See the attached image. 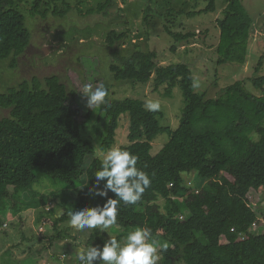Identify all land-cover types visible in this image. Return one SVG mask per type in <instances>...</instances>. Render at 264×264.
<instances>
[{
  "label": "trees",
  "instance_id": "trees-1",
  "mask_svg": "<svg viewBox=\"0 0 264 264\" xmlns=\"http://www.w3.org/2000/svg\"><path fill=\"white\" fill-rule=\"evenodd\" d=\"M148 1L150 4L154 0ZM225 1L222 18L217 20V64L244 65L254 19L241 0ZM112 2L116 1L99 2L85 13L107 16ZM59 3L0 0V60H9L13 69L29 46L31 36L22 12L25 5H30L26 9L30 15L42 17L50 12L63 15L71 9L58 11ZM167 4V13H184V9ZM42 6L44 10L39 11ZM216 11V0H209L205 8L197 10L193 6L186 14L193 17ZM149 12L150 5L144 11L146 23ZM165 29L175 42L196 36ZM126 42L132 50L114 55L116 61L109 66L111 82L105 83L101 77L95 57L80 55L76 62L81 69H67V82L56 74L32 76L0 92V109L7 111L0 115V228L4 225L1 215L10 213L15 217L30 209L35 211L39 225L46 220L56 229L69 221L73 210L104 203L88 190L101 168V158L96 155L93 140L82 134L83 126L97 109L94 125L101 132L100 146L104 150L115 143L120 116L128 114L127 143L120 148L136 155V167L151 178L140 201L135 205L121 202L117 224L108 229L109 233L122 240L136 228H150L154 240L168 244L167 251L159 253L158 264H264V231L256 233L264 221V210L249 198L252 191L264 188V75L250 80L261 95L250 92L239 80L224 87L218 97L206 98L195 91V78L187 64H160L157 54L132 43L127 31L110 30L106 34L109 51L122 48ZM73 78L93 89L104 84L108 91L105 104L87 108L83 88H77ZM114 84H149L151 91L162 89L167 97L179 89L183 108L178 123L173 127L161 125V113L147 111L144 100L112 97L110 88ZM162 133L169 140L153 155L152 142ZM191 173L204 181L197 190L184 181V176ZM42 178L66 184L72 203L56 201L57 207L45 208L48 199L54 197L35 191L34 185ZM109 196L114 198L111 192ZM105 235L94 229L86 246L102 247ZM71 238L67 231L40 236L39 240L48 242L45 249L33 251L26 247L25 255L34 252L35 264L79 263L75 258L77 245ZM67 239L70 249L62 242ZM56 242L63 246L61 251L54 247Z\"/></svg>",
  "mask_w": 264,
  "mask_h": 264
},
{
  "label": "rangeland",
  "instance_id": "rangeland-1",
  "mask_svg": "<svg viewBox=\"0 0 264 264\" xmlns=\"http://www.w3.org/2000/svg\"><path fill=\"white\" fill-rule=\"evenodd\" d=\"M104 1L60 0L58 11L71 9L63 15H54L50 12L45 17L30 15L26 10L30 8V5H25L26 9L22 12L26 18L25 25L30 32V43L27 50L17 58L15 68L9 67V60H0V92L32 76L42 78L56 74L62 82H67L65 77L67 69L76 68V72L81 69L76 62L80 55L95 57L99 61L100 74L105 83L113 81L109 66L116 61L114 55H125L132 50L129 42L116 51L108 50L106 34L110 30H116L118 32L127 31L131 42L137 43L144 51H154L160 64H187L195 78V91L205 94L206 98L218 97L224 87L239 80L243 81L250 92L261 95L250 80L264 75V0H241L254 19L252 40L244 65L217 64L216 47L219 41L217 20L222 18L225 0H216L217 11L215 13H203L193 17L186 14L191 7L195 6L197 10L203 9L209 0H154L150 4L148 0H115L116 2H112L109 7L107 16L96 12L85 13L87 9L96 8L99 2ZM168 2L171 3L170 7L184 9V13H167L165 8L169 7ZM149 5V23H146L143 17ZM43 10L42 6L39 11ZM165 28L172 32L195 33L196 36L187 41L175 42L167 34ZM171 47H174V50L171 51ZM261 57L263 59L259 67ZM73 79L77 88H84L85 81L78 78ZM84 80L87 81V79ZM110 91L111 96L116 99L135 98L144 101H158L160 103L158 111L161 113L160 121L163 126L173 127L181 116L183 99L179 89H175L170 97L165 96L162 89L160 92L151 91L149 84H114ZM97 113L95 109L89 121L83 126L82 134L93 140L96 155L101 158L100 154L107 150L100 146L101 132L94 125ZM6 114L7 111L0 109V115ZM128 132L129 116L123 114L120 116L115 143L112 147H120L127 143ZM167 140L169 136L166 133L159 134L152 142L151 153L153 155L158 153ZM184 181L195 190L204 183L195 173L185 175ZM34 189L36 192L47 193L54 197V200L48 199L49 203L45 205V208H53V206L55 208L56 201L67 200L70 203L73 201L67 196V185L57 180L42 178L34 185ZM249 198L254 206L264 210V188L252 191ZM56 209L60 211L59 207ZM1 217L4 225L0 228V264H35L37 259L34 252L25 255V248L32 247L33 251L41 247L45 249L48 242L45 239L39 240L40 236L49 237L57 231H67L73 237L71 242L77 245L78 250L86 246V239L94 231L93 229L76 232L72 228L70 232L68 222L59 224L56 229L46 220L39 225L36 222L35 211L30 209L20 212L15 217L10 213L6 216L1 215ZM256 231L257 234L264 231V221L259 224ZM109 237H113V234L107 230L105 241ZM62 242L67 247L66 249H70L71 244L68 239ZM54 247H57L59 251L63 248L58 242Z\"/></svg>",
  "mask_w": 264,
  "mask_h": 264
},
{
  "label": "clouds",
  "instance_id": "clouds-1",
  "mask_svg": "<svg viewBox=\"0 0 264 264\" xmlns=\"http://www.w3.org/2000/svg\"><path fill=\"white\" fill-rule=\"evenodd\" d=\"M82 94L86 97V107L92 110L105 104L108 91L102 83L95 89L86 84ZM143 106L147 111L160 109V103L153 100H146ZM100 155L101 168L96 171L95 181L88 190L93 197L104 199V203L71 212L68 223L76 232L93 229L106 232L117 224L121 202L135 205L151 184L150 176L136 167L138 157L128 150L112 147ZM109 192L114 194V198L109 196ZM167 248V243H158L152 238L150 228L139 227L122 240L109 237L102 247H80L75 258L79 264H158L161 259L159 253L167 251Z\"/></svg>",
  "mask_w": 264,
  "mask_h": 264
},
{
  "label": "built area",
  "instance_id": "built-area-1",
  "mask_svg": "<svg viewBox=\"0 0 264 264\" xmlns=\"http://www.w3.org/2000/svg\"><path fill=\"white\" fill-rule=\"evenodd\" d=\"M62 258V257H61ZM61 263L63 264V261H61ZM51 264H54V263H51ZM75 264H79V263H75Z\"/></svg>",
  "mask_w": 264,
  "mask_h": 264
}]
</instances>
